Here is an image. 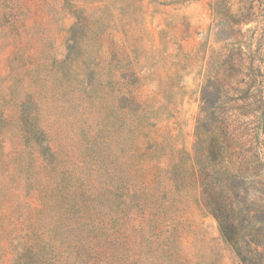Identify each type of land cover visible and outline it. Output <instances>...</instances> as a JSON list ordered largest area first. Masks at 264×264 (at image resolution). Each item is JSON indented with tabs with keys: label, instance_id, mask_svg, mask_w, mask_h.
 I'll return each mask as SVG.
<instances>
[{
	"label": "rangeland",
	"instance_id": "obj_1",
	"mask_svg": "<svg viewBox=\"0 0 264 264\" xmlns=\"http://www.w3.org/2000/svg\"><path fill=\"white\" fill-rule=\"evenodd\" d=\"M215 1L0 0V264H264V0Z\"/></svg>",
	"mask_w": 264,
	"mask_h": 264
},
{
	"label": "trees",
	"instance_id": "obj_2",
	"mask_svg": "<svg viewBox=\"0 0 264 264\" xmlns=\"http://www.w3.org/2000/svg\"><path fill=\"white\" fill-rule=\"evenodd\" d=\"M247 1V0H246ZM246 1H241L240 7H243L246 4ZM218 5V1L216 0L213 3V9H215V6L217 7ZM220 227H221V232L223 233L224 237L232 242L236 247L239 246V233L238 230L236 228V225H234L233 223H227V221L222 220L220 221ZM248 262H250V264H252L251 261L248 260Z\"/></svg>",
	"mask_w": 264,
	"mask_h": 264
}]
</instances>
